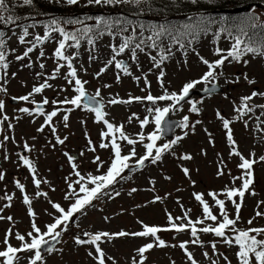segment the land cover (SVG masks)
Segmentation results:
<instances>
[{"label":"rangeland","instance_id":"1","mask_svg":"<svg viewBox=\"0 0 264 264\" xmlns=\"http://www.w3.org/2000/svg\"><path fill=\"white\" fill-rule=\"evenodd\" d=\"M55 1L66 3V0ZM251 13L264 22V14L255 9H252ZM96 19L88 17V21L84 22L81 18L75 17L74 20H80L82 23L72 24L70 27L77 30L83 29L96 23L94 22ZM5 33L8 68L0 71V85L7 91L0 92V100H3L5 104L0 116L7 115L8 120L0 124V141H3L4 136H8L9 140L3 141V147L0 148V172L4 173V179L0 180V208H3L0 215L11 216L14 222L11 224L17 229L16 223L19 221L22 224L31 220L27 211L28 206L23 203L24 194L32 199L31 207L36 214L32 219L43 216L44 221H48L49 214L58 215L55 209L52 211L46 206L49 199L57 200L58 204L65 209L73 202L64 198L66 193L72 191L68 187L69 182L78 179L73 173L72 164L75 163L76 170L85 177L88 174L100 175L106 173L110 166L113 152L110 147L100 148V144L108 143L110 138L101 140V132L107 131V128L103 122H97L94 119V113L82 105L80 108H75L68 104L51 103L53 100L63 101L75 95L74 79L72 84H69L66 79L70 71L67 61L62 62L55 58V50L60 38L57 35H49L47 40L42 39L37 42L35 38L37 36L43 38L45 33L30 31L25 37V43H20L19 37L23 34L7 31ZM119 34L121 35L99 36L96 42L90 45L83 43L78 52L73 49V46H69L67 56L71 58L72 66L77 70L76 78L87 81L84 85L86 93L94 96L97 89L100 90L101 96L97 99L104 105L103 110L107 114L105 119L115 126L123 125L125 134L135 140H139L141 133L147 140V135L154 131V124L141 128L139 123L141 119L149 115L146 108L151 105L147 102L111 105L108 103L109 100L113 98L128 100L130 97H144L149 93L159 96L163 94L165 88L169 92H179L184 83L199 80L208 70L207 66L201 62V58L213 62L220 58L216 55L217 49L223 50L222 54H226L231 48V41L223 36L217 37L216 42H212L209 37L200 38L195 43H187V48L182 51L177 49V43L168 41L161 43L158 48L146 46L143 51L137 50L136 60L133 61L131 47H135L138 39H146L150 35L138 29L124 30ZM125 38H132V45L126 49L125 53L117 56V60L124 61L132 75H124L115 68L113 63L97 77L96 74L105 67L113 55L112 46H119ZM33 44L35 47L27 57L23 60L16 59L17 56H23L26 49ZM69 44L72 45V43ZM162 51L167 58L159 68H156L151 57L159 60ZM244 60L248 63L245 64ZM41 64L44 65L43 68L40 67ZM58 65L64 66L55 74L56 78L52 79ZM161 70L164 72V88L160 86L157 79ZM38 73L41 75H37ZM222 73L214 81L223 88L220 95L207 97L198 104H195L196 97H193L173 111L172 118L180 123L184 116L189 118V128L180 127L174 133L173 140L177 136L182 139L163 153L156 163L144 165L139 172L126 174L124 171L123 178H118L117 182L107 189L109 195L94 200L92 206H87L83 213H76L77 219L75 218V223L67 232L69 236L62 238L57 252L44 257V264H97L94 259L96 255L94 247L80 246L75 243L77 236L87 239L88 237L84 236L86 232L91 234L98 232L112 234L119 231L131 233L142 230L143 225L167 227L168 214L174 218L183 217L188 210H190L188 217L191 220L203 219L202 206L195 200L194 193L204 194L205 200L212 207L213 214L217 215L218 219H222L217 206L207 194L209 192L220 194L226 187H240L241 180L237 179L233 182V177L242 175V170L237 167L241 161L239 157L230 153L235 149L249 159L253 158L250 154L254 153L257 161L259 157L264 156V109L258 107V105H264V96L254 97L248 102L252 106H257L251 112L241 116L234 110L241 105V97L249 96L253 91L264 93V58L249 53L240 62L226 60ZM245 73L249 79L255 80L254 84L249 85L244 80ZM117 74L120 75L119 81H117ZM237 76L240 77L239 83L226 82L234 80ZM136 77L140 79L137 80ZM145 77L150 87L146 86ZM45 81L51 87L45 88L39 94H34L30 97V101L40 103L47 98L49 104L45 105V114L60 109L50 124L45 123V115L35 113L34 103L15 99L18 101L16 106L9 104V100L13 97L28 95L34 86H39ZM208 85L212 84L201 83L193 90H202ZM167 104L168 102H159L160 107ZM193 104L198 108V112H191ZM24 107L32 110L33 114L20 112L19 109ZM218 112L230 121L229 127L234 143L228 141V130L223 127L222 120L217 116ZM64 115L69 117L66 122L63 120ZM149 118L151 119V116ZM9 124L12 128L8 127ZM42 127L43 131H39ZM53 128L55 132L52 131ZM57 137L64 139V143H57ZM25 143L32 149L28 151V155L36 168L37 178L47 181V183L42 182L39 189L28 176L31 172L27 171L19 160V151L25 150ZM118 143L122 146V155H129L130 150L135 148L136 156L128 161L130 167H133L146 153L142 143L130 146L126 141L122 142L119 139ZM164 143L167 141L161 138L157 141V146H162ZM92 148H95V151H92ZM5 153L8 155L7 160L4 159ZM184 155H190L192 159L184 160L181 158ZM68 156H72L75 160L70 162ZM97 156L103 161V165L99 168L93 162ZM59 167H61L60 170ZM218 167L223 168L224 175H217ZM184 168L189 169L187 176L184 174ZM252 172L254 183L243 198L240 219L236 225L238 229L264 228V217L256 216L257 210L264 212V204L257 207L260 201H264V161L255 163ZM16 181L25 186V193H21L16 187ZM73 188L79 191V186L75 183ZM37 192L47 193V196H37ZM117 192L119 195H116ZM253 192L255 195L252 194ZM6 195H12L13 199L10 202L3 199ZM156 196H160L161 199L155 201ZM218 198L225 199L226 211L229 217L234 219L236 211L231 201L222 194ZM235 199L238 203L240 202L239 197ZM9 203L10 207H4ZM250 219L253 221L251 225L248 224ZM175 222L180 224L186 221L176 220ZM2 224L0 226L2 228L10 225L6 222ZM210 224L214 225V222L206 220L204 225H197V227ZM252 234L255 235V233ZM158 235L169 246L154 248L146 253L148 257L146 264H173V262L174 264H191L184 250L178 247L180 242H190L193 239L190 231L184 233L166 231ZM231 235L233 234L226 230V236ZM198 236L200 244L189 243L187 246L197 264H212L213 261H217L218 264H229V262L239 264L236 246H229L224 243L223 238L211 233H198ZM260 238L264 236L258 237ZM2 241L0 240V245ZM148 242H150L149 238L137 237L102 240L103 251L107 257L112 258L106 264H133L132 258L136 256V249ZM213 242L216 243L215 250L211 246ZM10 243L13 246L19 245L14 238H10ZM89 252L93 255L90 256ZM205 252L208 253L207 257L204 256ZM30 255L32 254L28 253L26 260L21 258L19 264H25Z\"/></svg>","mask_w":264,"mask_h":264},{"label":"snow or ice","instance_id":"2","mask_svg":"<svg viewBox=\"0 0 264 264\" xmlns=\"http://www.w3.org/2000/svg\"><path fill=\"white\" fill-rule=\"evenodd\" d=\"M79 2V0H66L68 5H75ZM150 0H88L89 4H107V5H116V4H125V5H133L136 7L141 6L142 4L149 3ZM193 3L196 0H192ZM33 0H22V5L30 6L32 5ZM7 13V14H6ZM19 20V17L13 16L11 14V10L8 6L7 0H0V23L4 25L15 24L16 21ZM230 18H224L221 23L222 27H220V33H226L232 40V46L229 50H227L226 54H222L223 50L217 49L216 55L220 56L219 59L210 62L207 59L201 58V62L207 66V71L202 75L199 80H194L191 82H186L183 84L182 88L179 92H169L166 88L163 94L159 96H153L152 94H147L144 97L136 96L130 97L128 100H120L113 98L108 101L111 105L116 104H130L132 102H147V104L151 105V107H147L146 111L149 113L148 116H145L143 119L139 121L140 127L144 128L150 124H154V131L149 133L146 137L147 143H144L145 136L141 133L139 134V140H135L129 138L128 135L125 134L123 130V125L115 126L110 123L106 117V113L103 110L104 105L99 98L101 96L100 90L97 89L94 96H89L86 93V89L84 85L87 81H82L77 77V70L72 66V60L67 55H65V48L72 46L68 42L73 41L75 42V46L79 47L80 39L83 38L88 33L93 31L92 28L84 27L83 29H78L79 36L76 33L68 32L65 30L64 27L61 26V21L53 18L49 21L46 25V32L41 38L37 36L35 39L37 42H40L42 39L47 40L49 38L50 33H59L62 39L58 42V47L55 50V56L59 60L67 61V67L70 71L67 73L66 79H68V83L72 84L74 79V92L75 95L72 98H65L63 101H56L53 100L52 104H68L72 105L75 108H80L82 105V101H86L83 103V107L86 108L88 111L94 113V119L97 122H103L106 126L107 131L101 132V137L103 138H110L108 143H101L100 148H111L113 152V159L111 160L110 166L108 167L106 173L100 175H92L88 174L87 177L81 175L79 171H77V165L75 163L72 164L73 173L78 179L74 182H69L68 187L72 189L71 192L66 193L65 199L72 200L73 202L70 203V206L65 209L58 203L51 202V207L55 209L56 215L52 223L46 225V231H42V229L37 225L35 220L31 221V230L28 231L26 234H21L19 232H13L12 227H10L4 235V239L2 241V245H0V264H19L21 259L20 253H31L32 255L27 257L28 264H44V257L43 252L52 253L54 249V245L52 242H59L62 234L67 231L69 222L72 221L74 215L76 213H83L84 209L87 206H92L93 201L96 199L101 198L102 196L109 195L107 189L110 186L117 182L118 178H123L122 173L125 169H129L130 165L128 161L136 156V150L133 147L130 150L129 155H122L121 151V144L118 143V139L120 141H126V143L130 146L136 145L137 143H142L146 153L144 156L140 157L137 161L138 165H144L146 160H151L154 164L159 161L162 157V154L168 151L175 145L178 141L182 139V137L177 136L174 140H171L168 143H164L162 146H157V141L162 138V134L165 132L164 124L166 122V117L169 115L170 112L177 110V105H180L182 101H185L186 97L189 96L190 92L197 87L198 84H212L211 88L205 87L204 91L211 93L215 90V83L214 81L217 79L219 75H222L223 65L225 61L229 62H240L243 57L247 54H253L254 56L264 57V22H262L258 16L254 13L247 14L243 17H238L235 21L229 23L228 21ZM64 24H80L82 21L80 20H65L63 21ZM216 21L210 18L200 17L198 19H194L192 23L182 25L180 27L172 26L167 27L164 25L159 26L158 30L153 31V34L148 36L146 39L140 38L135 43V47H131V58L133 61L136 60V52L137 50L143 51L144 48L152 47L158 48L160 43L162 42L165 36L172 42V43H180V46L183 48L184 44L181 42V37H185L188 35H192L194 38L200 32L207 33L211 26L215 24ZM119 21H111L105 18H97V25H103L104 29H112ZM29 25L28 27H31ZM28 27L23 28V35L19 37L20 43H25V37L28 36ZM181 28L183 31H181ZM121 31L125 29L121 26ZM96 35H103V31L99 28L96 31ZM4 33L0 31V69H7L8 64L6 62V52H5V40L3 39ZM132 38H125L123 42L119 46H112L113 55L107 62L104 68L96 74L99 77L103 74L108 66L114 63L116 69L120 70L124 75H132L129 70V66L121 61L117 60V56L125 53L126 49H129L132 45ZM150 42V43H149ZM88 43L92 44L93 40L91 38L88 39ZM191 43V41H189ZM35 44L32 47H28L24 52L23 56H17V60H23L25 57L28 56L29 53L33 51ZM170 51V50H169ZM43 56V53H41ZM167 57L161 52L159 60L156 57H151L154 63V67L159 68L160 65ZM244 63L247 64L248 61L244 60ZM30 66V65H29ZM64 65H58L55 69L52 79L56 78V73L60 71V68ZM41 68L44 67L43 64L40 65ZM220 69L221 71H217ZM14 75V74H13ZM37 75H41L38 73ZM163 77L164 72L161 70L159 76L157 77L160 86L164 88L163 84ZM244 80L249 84H254L255 80L249 79L247 74H244ZM120 75L117 74V81H119ZM135 79L139 80L140 77H136ZM240 77L237 76L232 81H226L228 83H239ZM146 86L150 87L146 77H145ZM108 87V85H105ZM51 87L50 84L45 81V83L40 84L39 86H34L32 92L28 95L20 96V97H13V99H18L20 101L31 102L36 105L34 111L37 114L45 115V123L50 124L53 120V117L57 116L58 111L60 109L53 110L47 114L44 112L43 105L49 104V100L44 98L42 102L37 103L34 100L30 101V97L34 94H39L43 92L45 88ZM6 88L0 85V92H6ZM257 96H264V93H260L257 91H253L249 96L241 97V105L236 107L234 110L239 113L241 116L251 112L254 110V107L248 102L251 101L254 97ZM159 102H168L167 106L160 107ZM5 104L3 100H0V112L4 109ZM258 107L264 109V105H258ZM191 112H198V108L193 104L191 106ZM20 112L27 113L32 115L33 112L27 107L20 108ZM70 111V109L68 110ZM135 114H133L134 116ZM151 116V119L149 118ZM219 119L223 122V127L228 130L227 132V139L229 142L234 143L232 137V131L229 127L230 121L225 119L220 113H217ZM68 115L63 116V120L66 122L68 120ZM131 117L129 120L131 121ZM7 115L0 116V124H3L4 121H7ZM189 118L188 116H184L182 122L178 125L181 128L187 129L189 128ZM67 126V125H65ZM9 128H12V125H8ZM39 131H43V127L39 129ZM55 132V128L52 129ZM117 133L119 136L117 137ZM57 143L63 144L64 139H60L59 137L56 138ZM66 139V138H65ZM9 140L8 136L3 137V141ZM3 141H0V148L3 147ZM91 143V141H89ZM24 149L27 151H31L32 149L30 146L25 143ZM95 151V148L91 149ZM231 155H235L240 158V163L237 165L239 169L242 170V175L239 177H233V182L239 179L241 180L240 187H226L222 193L218 194L216 192H209L207 195L211 197L214 204L217 206L220 217L222 219H218L217 215L213 214L212 207L205 200L204 194L201 193H194V198L199 204L202 206V216L203 219H197L196 221L191 220L188 217V211H185L183 217H173L171 214L167 215L168 226L167 227H160V226H148L143 225L142 230L136 232H126V231H119L117 233H108V232H98L96 234L91 233H84V236L88 237V239H81L80 237H75V243L77 245H90L94 246L95 257L94 259L97 261V264H106L107 261L111 260V257H107L105 252L101 247V242L104 239L112 240L114 238L120 237H137V238H149L148 243L138 247L136 249V256L132 258L133 264H146L147 256L146 253H149L154 248H165L169 245L160 238L158 233L166 232V231H175L176 233H184L186 231H190L191 237L193 239L189 241H183L178 244V247L184 250L187 259L191 262V264H197V261L193 258V254L188 251V244H200L201 241L199 240L198 233H211L214 234L216 237L223 238L224 243L228 244L229 246H236L238 251L236 256L239 260V264H264V238L258 239L260 236H264V228H248V229H238L236 227L237 222L240 219V209L242 206L243 198L245 197L246 192H248L250 186L254 183L253 179V165L259 161H264V156L259 157V161L255 159V154H250L253 158H245L239 153L237 150L233 149L230 153ZM67 155V154H66ZM184 160H190L192 157L190 155H184L181 157ZM4 159H8V155L4 154ZM69 161L71 162L74 158L72 156H68ZM19 160L22 161L23 165L28 168V170L33 174V183L37 189L40 188L41 183H47V181H41L40 179L36 178V168L33 162L24 155L19 156ZM97 164L98 168L103 165V161L100 160V157L97 156L93 161ZM184 174L187 176L189 174V169H183ZM217 175L222 176L224 175L223 168L218 167ZM4 179V173L0 172V180ZM73 183L79 186V191L77 192L73 188ZM91 185V187L89 186ZM16 187L21 191V193H25V186L16 181ZM54 190V189H53ZM82 194V195H81ZM224 195L227 200L231 201L234 205L236 211V217L230 218L227 211H226V201L225 199L218 198L219 195ZM255 195V193H252ZM37 196H47V193L44 192H37ZM116 195H119L117 192ZM239 197L240 202L238 203L235 198ZM7 201H11L13 199L12 195H6L3 197ZM161 199L160 196H156L154 198L155 201H159ZM23 203L28 206V215L29 217H34L36 214L33 211L31 204L32 199L29 195H23ZM260 204H264V201H260L257 205L259 208ZM4 207H10L9 204H5ZM3 211V208H0V212ZM51 215V214H50ZM257 217H264V212L259 210L256 211ZM7 219L9 222H13V218L11 216L4 217L0 215V220ZM176 220H183L186 221L184 223L177 224ZM206 220H210L214 222V225H206L203 227H197V225H204ZM142 223V222H141ZM253 221L250 219L248 224L251 225ZM226 230L231 232L233 235L226 236ZM252 233H255L253 235ZM10 238H14L16 241L19 242V247L13 246L10 243ZM175 247L176 245H172ZM213 250L216 249V243H212ZM89 255L92 256L93 253L89 252ZM204 256L207 257L208 253L205 252ZM225 259H227L225 257ZM174 264V262H173ZM212 264H218L217 261H213ZM230 264V262H229Z\"/></svg>","mask_w":264,"mask_h":264},{"label":"trees","instance_id":"3","mask_svg":"<svg viewBox=\"0 0 264 264\" xmlns=\"http://www.w3.org/2000/svg\"><path fill=\"white\" fill-rule=\"evenodd\" d=\"M262 2H264V0H196L195 3H193L192 0H150L149 3L136 7L125 4H89L87 0L79 1L75 5H68L67 3L62 4L55 0H33L32 5L25 6L22 5V0H7L11 14L19 17V20H17L15 24L10 25L0 23V31L3 33L7 31L23 34V28L32 25L31 27H28V32L41 31L42 33H45L46 25L51 19L55 18L62 22L61 26L64 27L66 31L76 33L79 36L80 34L77 29L70 27L72 24H64L63 21L69 19L74 20L75 17L81 18L84 22L88 21V17L119 21V24L110 30L104 29L103 25L92 24L87 26L92 28L93 31L80 39L79 47H76L75 42L73 41L68 42L72 43L73 49L78 52L83 46V43L90 45L88 43L89 38H91L94 42L99 36L108 37L111 35H121L119 34L123 32L120 30L121 26L128 31L138 29L146 31L149 35H152L153 31L158 30L161 25L167 27H180L182 25L192 23L194 19L204 17L210 18L216 21V23L211 26L207 33L200 32L195 36V38L192 35L181 37V42L184 44V47L182 48L180 43H177V49L182 51L187 48V43H189V41H191V43H195L200 38L205 37H209L212 42H216L217 37L219 36L229 39L232 46L233 40L226 33H220L217 35L220 27L223 26L221 21L224 18H230L228 22L231 23L238 17L250 14V12L235 16H220L213 14V12L234 9L251 4L263 5ZM94 14H97L98 17H94ZM94 22H96L94 24H97V19ZM98 28L103 31V35H96ZM181 31H183L182 28ZM5 34L3 37L4 40ZM51 35H57L60 39H62L59 33L53 32L50 33V36ZM168 41L170 40L165 36L161 43ZM64 51L65 55H67L68 47H66ZM2 70L3 69H0V71Z\"/></svg>","mask_w":264,"mask_h":264},{"label":"water","instance_id":"4","mask_svg":"<svg viewBox=\"0 0 264 264\" xmlns=\"http://www.w3.org/2000/svg\"><path fill=\"white\" fill-rule=\"evenodd\" d=\"M251 8H259V4H251V5H245L243 7H238V8H234V9L221 10V11H218V12H213V14L235 16V15L248 13ZM215 85H216L215 90L212 91L211 93L205 92L204 90H202V91H195V90L191 91L189 96L186 97L185 101H182L180 103V105H177V107H180L181 105H183L185 102H187L188 100H190L193 97H197L198 99H203V98L210 97V96L220 95L223 92V88L220 85H218V84H215ZM207 87L211 88L212 85H208ZM82 103H86V101H82ZM9 104L10 105H16L17 101L10 100ZM43 108L45 109L46 106L43 105ZM179 124H180L179 122L171 120L170 119V114H169L166 117V122L164 124L165 132L162 134V138L167 139L168 142H170L172 140V138H173V132L179 127L178 126ZM145 164H146V162L144 163V165ZM144 165H142V166L138 165L135 168L126 169L125 172L127 174H129V173H131V172H133L135 170L141 169ZM52 243H53V245H55L58 242H52ZM44 253H46V252H43L42 254H44Z\"/></svg>","mask_w":264,"mask_h":264},{"label":"flooded vegetation","instance_id":"5","mask_svg":"<svg viewBox=\"0 0 264 264\" xmlns=\"http://www.w3.org/2000/svg\"><path fill=\"white\" fill-rule=\"evenodd\" d=\"M263 3V5H260L259 4V8H251V10L252 9H255V10H257L258 12H260V13H262V14H264V2H262ZM251 10L249 11L250 13H251ZM172 112H170V114H171ZM173 114V113H172ZM101 138V140H102V137H100ZM123 142V141H122ZM121 148H122V146H121ZM19 154L20 155H24V156H26L27 158H29L30 160H31V158L29 157V155H28V151H26V150H21L20 152H19ZM19 155V156H20ZM21 163H22V161H21ZM34 164V163H33ZM138 164V163H137ZM22 165H23V163H22ZM136 165V164H135ZM23 167H25V169L27 170V171H29L28 170V168L26 167V166H24L23 165ZM61 169V167H59V170ZM30 178H31V182L33 183V174L31 173L30 175H28ZM36 178H37V174H36ZM34 184V183H33ZM2 188H3V186H2ZM6 191V190H5ZM4 192V191H3ZM40 197H44V196H40ZM49 201H51V202H54V203H59L57 200H53V199H49ZM48 201V203L46 204V206L47 207H50V210H52V211H54V209L51 207V203ZM94 202V201H93ZM49 210V209H48ZM76 215V214H75ZM74 215V217H73V219H72V221H70L69 222V226H68V229H67V231H65L63 234H62V236H61V238H60V240H59V243H58V245H56L55 247H54V251L52 252V253H48V254H46V255H43V257H47L48 255H51V254H53V253H55V252H57L58 251V249H59V246H60V244H61V240H62V238L63 237H68L69 236V234H67V232L69 231V227L73 224V223H75V218L77 219V217ZM54 217H55V215H48L47 216V218H48V221H44V219H43V216L41 217V218H39L38 217V219H37V217H36V219H35V221H36V223H37V225L42 229V231H46V225L47 224H49V223H52L53 222V220H54ZM31 218V220L30 221H28V223L26 222V223H22V224H20V221H19V223H16V224H18V227H17V229L14 227V225H12L11 223L12 222H9L7 219H4V220H0V226H2L3 224V222H6V223H9L10 225L9 226H6V227H4V228H2V227H0V237H3V238H1L0 240H3L4 239V235H5V232L10 228V227H12V229H13V232L15 231V232H19V233H21V234H26L28 231H30L31 230V221L33 220L32 218L33 217H30ZM21 226V227H20ZM19 227L21 228V230L19 231L18 229H19ZM82 239V238H81ZM88 239V238H87ZM81 246V245H80ZM83 246H86V245H83ZM16 247H19V245L18 246H16ZM20 256H21V258H22V260H26V256L28 255V253H20L19 254ZM20 261H21V259H20ZM19 261V262H20ZM25 264H28V261H26L25 262Z\"/></svg>","mask_w":264,"mask_h":264}]
</instances>
